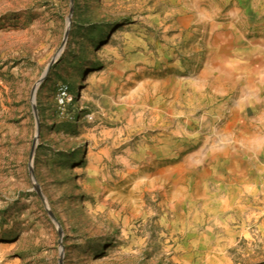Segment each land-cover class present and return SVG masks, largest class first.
Here are the masks:
<instances>
[{"label": "rangeland", "instance_id": "rangeland-1", "mask_svg": "<svg viewBox=\"0 0 264 264\" xmlns=\"http://www.w3.org/2000/svg\"><path fill=\"white\" fill-rule=\"evenodd\" d=\"M258 42L264 0H0V264H264Z\"/></svg>", "mask_w": 264, "mask_h": 264}, {"label": "crops", "instance_id": "crops-1", "mask_svg": "<svg viewBox=\"0 0 264 264\" xmlns=\"http://www.w3.org/2000/svg\"><path fill=\"white\" fill-rule=\"evenodd\" d=\"M257 46V51L254 55H251L249 53H246L250 57H255V59H251L250 61L247 59L244 64H247V66H250L253 71L256 73V80H257V85L258 88H263L264 87V64L261 62V59H263V50H264V42H258L256 44ZM262 56V57H261ZM233 64V63H232ZM233 66V65H232ZM261 76V77H260ZM254 80L251 82L253 83ZM248 89L251 87V85L248 83L247 84ZM252 95V94H251ZM247 94L242 98V110L244 111V114L250 113V114H255V115H262L264 113V105H262V101L264 102V99H259L257 98L256 100L253 99V97ZM186 139L182 140V143L180 145L182 146V150H185V143ZM171 146L172 143L171 141L168 143V148L171 151ZM215 149L213 147H198L193 149L190 152H187L186 154H183L181 158L178 159L176 165L178 167H183V168H188L190 170H197L198 168H201L202 166H213L211 164V161L213 160V156ZM177 154H179L177 152ZM175 154L172 155L170 154V157H173ZM198 171V170H197Z\"/></svg>", "mask_w": 264, "mask_h": 264}, {"label": "built area", "instance_id": "built-area-1", "mask_svg": "<svg viewBox=\"0 0 264 264\" xmlns=\"http://www.w3.org/2000/svg\"><path fill=\"white\" fill-rule=\"evenodd\" d=\"M72 100L71 90L68 84L61 83L58 87L57 104L64 108Z\"/></svg>", "mask_w": 264, "mask_h": 264}, {"label": "water", "instance_id": "water-1", "mask_svg": "<svg viewBox=\"0 0 264 264\" xmlns=\"http://www.w3.org/2000/svg\"><path fill=\"white\" fill-rule=\"evenodd\" d=\"M50 66V65H49ZM49 66L46 68V71H45V74H44V76L42 77V79L46 76V74H47V72H48V70H49ZM38 85H39V83H37L35 86H34V88H33V91H32V98L34 99V96H35V93H36V90H37V88H38ZM33 106H34V109L36 110V107H35V105L33 104ZM57 223V222H56Z\"/></svg>", "mask_w": 264, "mask_h": 264}]
</instances>
